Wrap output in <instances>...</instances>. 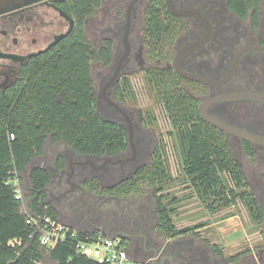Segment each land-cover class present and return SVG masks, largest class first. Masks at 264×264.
I'll use <instances>...</instances> for the list:
<instances>
[{"label":"flooded vegetation","instance_id":"obj_1","mask_svg":"<svg viewBox=\"0 0 264 264\" xmlns=\"http://www.w3.org/2000/svg\"><path fill=\"white\" fill-rule=\"evenodd\" d=\"M119 1L123 3L122 9L116 8L114 15L118 17L121 10L123 16L113 23L107 22L105 27L94 28L96 39L109 32L116 41L110 69L96 66L94 73L98 88L97 109L106 120L125 128L127 146L116 154L97 155L77 153L66 144L57 143V150L55 145H49L44 162L51 174L47 187L49 202L58 207L61 215L64 211L68 223L73 227L80 230L103 229L110 235L121 236L137 255L148 258L154 264H264V247L232 262L208 240L177 239L175 236H169L173 239L166 240L156 208L157 199L162 195L159 193L163 191L156 192L158 187H145L141 193L120 192L122 188L135 186L133 179L143 166L151 162L160 142L156 133L145 123L140 110H132L124 96L120 98V94H116L118 84L122 86L125 76L130 79L141 74L145 76L142 68L149 62L145 56L143 36L145 11L151 0ZM231 1L173 0L176 8L199 11L206 23L195 16L172 14L165 0L169 12L186 21L185 30L176 40L174 60L178 53L185 52L194 43L205 41L186 55L183 67L212 82L188 80L178 73L189 87L197 89L192 94L198 100V111L200 104L211 97L232 93L264 96V0H247L246 12H237L230 6ZM132 3L128 34L131 52L121 67L119 78L112 85L110 80L126 50L127 13ZM240 9L243 11L244 6ZM102 14V10L97 11L99 22ZM55 16H59V19ZM60 19L66 22L67 30L54 31ZM71 19L74 25L75 17L59 6L58 0H0V109L4 107L1 101L3 97L22 83L25 65L33 56L54 44L56 35L67 33ZM89 25L88 32L92 30L93 21ZM32 53L35 54L28 56ZM172 65L175 68L174 61ZM207 113L228 125L264 137L263 100L221 98L209 103ZM1 123L0 117V126ZM209 125L224 134L230 142L238 140L242 146L237 144V150L242 151L250 161L257 160L260 164L262 171L256 172V184H253L240 162L246 178L240 186L260 187V196L257 197L256 193L255 197L264 234V143H253ZM246 142L253 147L254 156L247 153ZM59 154L68 161L62 168L57 167ZM223 178L226 180L220 185L229 190L232 185L229 174L225 172ZM142 184L146 185L138 183V186ZM146 190L151 191L149 197L144 194ZM152 202L153 208L149 207ZM210 210L214 214L219 211L215 206Z\"/></svg>","mask_w":264,"mask_h":264},{"label":"trees","instance_id":"obj_2","mask_svg":"<svg viewBox=\"0 0 264 264\" xmlns=\"http://www.w3.org/2000/svg\"><path fill=\"white\" fill-rule=\"evenodd\" d=\"M246 1L232 0L230 6L237 12H246L249 4ZM58 4L75 17L72 29L48 49L33 56L23 69L22 83L1 100L4 107L0 109V264H38L47 251L58 264H104L77 253L72 240L59 241L46 249L40 243L39 234L28 223L29 214L47 213L54 219L61 216L58 207L47 201L51 179L44 164L47 146L62 142L77 153L97 155L116 154L127 146L125 128L106 120L97 109L94 73L96 66L110 69L116 43L109 32L96 39L94 28L105 27L107 22L113 23L122 17L121 10L118 17L114 13L123 3L119 0H58ZM98 10L103 12L100 22ZM91 21L94 25L88 32ZM185 28L186 21L172 15L164 0H151L145 11L143 36L149 64L142 70L152 84L155 99L161 104V114L170 120L174 129L186 174L192 177L200 196L214 197L213 207L218 201L226 203L230 200L229 192L234 193L232 187L228 190L220 185L226 180L225 172L230 182L232 179L238 185L246 178L232 144L200 117L198 100L172 65L176 40ZM123 80L126 83L129 77ZM119 85L116 94L122 98L125 89H120ZM10 134H14V138ZM245 149L254 156L250 143H245ZM37 158L39 163L35 162ZM65 163V156L59 154L57 167L62 168ZM27 171L25 196L30 213L22 211V201L16 197L12 186L5 183L11 176L25 175ZM168 178L159 145L151 162L133 179L135 186L122 188L120 192L141 193L145 187L164 191ZM138 183L146 185L138 186ZM243 193L251 208L257 207L256 197L250 192ZM169 206L163 193L156 205L161 228L168 236L186 233L189 229H176Z\"/></svg>","mask_w":264,"mask_h":264},{"label":"rangeland","instance_id":"obj_3","mask_svg":"<svg viewBox=\"0 0 264 264\" xmlns=\"http://www.w3.org/2000/svg\"><path fill=\"white\" fill-rule=\"evenodd\" d=\"M55 17L58 18L59 16ZM60 21V24L55 26L54 31L67 30L66 22L63 19H60ZM41 46L44 45L42 44ZM173 61L174 58L172 63ZM190 87L189 91L191 93L197 92V89L195 90L193 87ZM122 88L125 89L124 98L131 106L130 108L132 110L136 108L140 110L147 126L159 138L160 146L163 150L164 164L169 174L166 188L159 194H166V200L170 205L176 229H189L184 234H175L173 236L177 239L186 237L208 240L216 246L221 255L230 257L232 262H236L243 255L257 252L260 247H264L262 220L257 215V207L251 208L247 197L243 193L245 191L250 192L254 196L257 193V197H259L260 187L258 188V186L253 185L255 187L253 188L251 185H247L244 188L237 185L238 183L231 179V187L234 189V193L229 192L230 200H227L226 203L221 201L223 204H219V201L216 202L215 208L219 211L216 214L212 213L210 209L215 199L212 196H200L192 184V177L186 174L182 153L174 136V129L170 126V120H166L161 114V104L154 97L152 84L148 80V77H143L141 74L137 78H129V81L126 83L124 80L120 89ZM230 143L239 162L243 163L249 181L256 184V172L262 171L260 164L257 160L250 161L242 151L239 152L237 150V144L242 146L238 140ZM35 162L39 163V158ZM27 173L28 171L25 175L21 174L24 192L27 191ZM145 193L146 197H149L151 191L146 190ZM149 207L153 208L154 202ZM67 219L63 211L61 221L68 223ZM166 235H164V239H173V237L170 238ZM45 263L56 264L47 252L45 253ZM137 263L133 262V264Z\"/></svg>","mask_w":264,"mask_h":264},{"label":"built area","instance_id":"obj_4","mask_svg":"<svg viewBox=\"0 0 264 264\" xmlns=\"http://www.w3.org/2000/svg\"><path fill=\"white\" fill-rule=\"evenodd\" d=\"M10 137L14 138V134H10ZM5 183L11 185L16 197L23 201L21 176H11ZM28 223L39 234L40 243L46 249L55 246L59 241L72 240L75 242L77 253L99 263L133 264L127 241L121 236L110 235L103 229L80 230L60 219H54L47 213L29 214ZM38 264H46L45 258L38 261ZM137 264L154 263L147 260Z\"/></svg>","mask_w":264,"mask_h":264},{"label":"water","instance_id":"obj_5","mask_svg":"<svg viewBox=\"0 0 264 264\" xmlns=\"http://www.w3.org/2000/svg\"><path fill=\"white\" fill-rule=\"evenodd\" d=\"M133 3L130 5L128 13H127V15H128V28H127V31H126V34H125L126 50H125L124 55L121 57V60H120L119 64L117 65V68L115 70V73H114L112 79L110 80V83L112 85H114L116 83L117 79L119 78L121 67H122L124 61L128 58V56H129V54L131 52V47L132 46H131V43H130V41L128 39V34H129V31H130L131 7H132ZM166 3H167L168 9L174 15H177V16H195V17L200 18L203 22L207 23L206 19L197 10H188V9L176 8L174 6V4H173V0H166ZM72 27H73V19H71V26H70V29L67 32H69L72 29ZM65 34L66 33L60 34L58 36L56 35L55 39L57 40L60 36H63ZM204 42L205 41H200L198 43H194L193 45L188 47L185 52L178 53L176 55V57H175V60H174V66H175L177 72L182 77H184V78H186L188 80L204 81V82L210 83V82H212V80L208 79L207 77L188 72L183 67L184 66V59H185L186 55L190 51H193L195 48L199 47ZM33 54H35V53H32V54H30L28 56H32ZM28 56H26V57H28ZM234 97H250V98H255V99L264 101V96L259 95V94H254V93H232V94H227V95H223V96L211 97V98L206 99L205 101H203L200 104V106H199V113H200L201 118L204 121H206L209 124H211L212 126L218 128V129H220L222 131L234 133V134H236L238 136H241L245 140H248V141L253 142V143H264V137L254 135V134L248 133V132H246L244 130H241V129L237 128V127L228 125V124L220 121L219 119L213 117L209 113H207V106L209 105V103L214 102V101H216L218 99H221V98H234ZM110 102L112 104H114L115 106H118L116 103H114V101L110 100ZM122 111L125 112L124 110H122ZM67 162L65 163V166L67 165ZM50 176H51V174H50ZM263 225H264V222H263Z\"/></svg>","mask_w":264,"mask_h":264},{"label":"crops","instance_id":"obj_6","mask_svg":"<svg viewBox=\"0 0 264 264\" xmlns=\"http://www.w3.org/2000/svg\"><path fill=\"white\" fill-rule=\"evenodd\" d=\"M60 144H62V145L64 144L65 145V143H62V142H60ZM57 147H58V145H55V149L56 150H57ZM25 194H26V192H24V198H23V201H22V211L23 212H26V213H30L29 207H28V198L25 196ZM47 201L49 202V199ZM60 220H61V216H60ZM69 225H71V224H69ZM115 236H117V235H115ZM129 250H130V254H131V257H132L133 262L143 263L146 260H148V258H146L144 256L137 255V253H135L130 247H129ZM141 254H144V253H141Z\"/></svg>","mask_w":264,"mask_h":264}]
</instances>
